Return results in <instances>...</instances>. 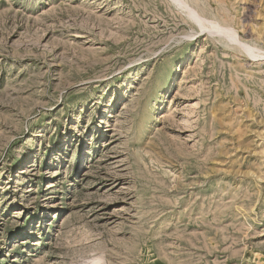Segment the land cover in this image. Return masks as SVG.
<instances>
[{
  "label": "rangeland",
  "instance_id": "obj_1",
  "mask_svg": "<svg viewBox=\"0 0 264 264\" xmlns=\"http://www.w3.org/2000/svg\"><path fill=\"white\" fill-rule=\"evenodd\" d=\"M179 1L0 0V264H264V0Z\"/></svg>",
  "mask_w": 264,
  "mask_h": 264
},
{
  "label": "bare ground",
  "instance_id": "obj_2",
  "mask_svg": "<svg viewBox=\"0 0 264 264\" xmlns=\"http://www.w3.org/2000/svg\"><path fill=\"white\" fill-rule=\"evenodd\" d=\"M184 2L183 1H179V0H175V4H177V5H180V6H182V7H184V5L185 4H183ZM187 15L193 20V21H195L196 22V24H197V26L199 27V29L201 30V31H203L204 29H206L205 28V26H208V28H209V30L208 29H206V30H208V31H206V32H209V31H211V33H215L214 31H216V32H219V28L216 26V27H214V26H212V24L210 25V24H206L203 20H204V18H201V17H199L198 15H196L194 12H188L187 11ZM208 22H212V21H210V20H207ZM216 28H218L219 30L217 31V29ZM223 30H226V29H224L223 28ZM204 32H205V30H204ZM225 34H226V32H224Z\"/></svg>",
  "mask_w": 264,
  "mask_h": 264
}]
</instances>
